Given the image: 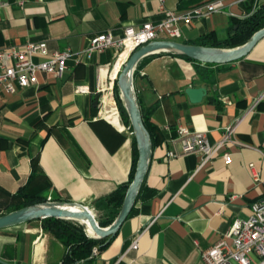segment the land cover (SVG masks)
I'll return each mask as SVG.
<instances>
[{
    "label": "crops",
    "instance_id": "obj_1",
    "mask_svg": "<svg viewBox=\"0 0 264 264\" xmlns=\"http://www.w3.org/2000/svg\"><path fill=\"white\" fill-rule=\"evenodd\" d=\"M187 2L0 0V50L44 40L50 52L81 53L95 35L111 31L121 38L125 29L160 23L165 11L190 8ZM225 4L226 13L180 24L179 42L208 33L223 39L230 19L246 12L234 0ZM115 58L113 50L91 53L69 60L60 79L41 74L36 86L12 94L0 89V216L31 177L46 200L82 205L95 217L102 216L97 201L127 182L132 136L113 127L93 106L102 92L99 71L110 68ZM143 59L133 85L158 142L129 216L107 238L105 249L78 264H203L202 251L224 237L235 220L247 219L250 204L262 193L247 165L253 163L264 179V38L244 58L207 67L209 82L179 57ZM189 87L206 89L200 103L190 102ZM238 118L233 138L244 146L227 148L230 165L221 154L203 167L197 154L166 157L168 151L180 150L173 143L178 127L204 132L213 144ZM138 235L137 249L128 251ZM65 252L40 221L0 230V264H62Z\"/></svg>",
    "mask_w": 264,
    "mask_h": 264
},
{
    "label": "built area",
    "instance_id": "obj_2",
    "mask_svg": "<svg viewBox=\"0 0 264 264\" xmlns=\"http://www.w3.org/2000/svg\"><path fill=\"white\" fill-rule=\"evenodd\" d=\"M158 1L163 2V0ZM234 3L251 7L250 11L244 12L240 19L247 18L261 7L264 8V0H234ZM225 8V0H209L184 11H165V17L160 23L154 25L146 22L138 30L125 29L121 38L115 37L111 31L95 35L81 53H73L70 49L50 52L44 40L10 46L0 50V89L7 94H12L18 89L36 86L41 74L60 79L67 69L69 60H78L81 56L91 53L113 50L117 57L127 49L130 54L152 41H179L182 38L180 24L189 25L194 20L207 18L215 13H226ZM229 15L235 16L232 13ZM261 98L262 96L253 103L250 110ZM103 107L102 96H100L98 107L100 114ZM240 122L241 118H238L226 126L221 139L213 144L209 142L204 132H194L186 127H178L173 143L179 144L180 150L168 151L166 157L171 159L190 153L197 154L200 160L199 167H203L221 154L224 164L230 165L232 154L227 148L244 146L233 138ZM247 168L253 183L262 187V193L250 204V214L247 219L235 220L224 237L202 251L203 264H264V179L260 178V173L253 163L248 164ZM138 239L139 235L132 241L128 251L137 249ZM97 255L98 250L94 247L90 258Z\"/></svg>",
    "mask_w": 264,
    "mask_h": 264
},
{
    "label": "water",
    "instance_id": "obj_3",
    "mask_svg": "<svg viewBox=\"0 0 264 264\" xmlns=\"http://www.w3.org/2000/svg\"><path fill=\"white\" fill-rule=\"evenodd\" d=\"M263 38L264 28L255 32L245 44L233 49L204 47L184 44L179 41L157 40L152 41L130 53L115 82L123 107L128 116L130 128L132 129V135L134 137L137 150V162L132 182L127 188L122 206L113 223L106 228H102L96 221L95 215L87 207L76 203L46 200L43 203L27 206L0 216V230L31 221H41L47 218H55L78 223L83 227L89 238L101 240L113 237L129 216L136 202L138 193L148 170V164L152 153L150 135L144 126L137 95L133 85V76L138 63L143 58L150 55L173 53L183 55L202 64H227L244 58ZM114 63L115 60L110 64V66H114ZM185 93L191 103L197 104L200 103L206 95V89L189 87L185 90ZM100 96L101 94L98 93L94 97L93 106L95 108L99 107ZM63 206H73L77 209H66ZM81 220H86V223H82ZM89 229L92 230L93 235H89Z\"/></svg>",
    "mask_w": 264,
    "mask_h": 264
},
{
    "label": "trees",
    "instance_id": "obj_4",
    "mask_svg": "<svg viewBox=\"0 0 264 264\" xmlns=\"http://www.w3.org/2000/svg\"><path fill=\"white\" fill-rule=\"evenodd\" d=\"M205 1H209V0H188L187 3L191 4L192 7L199 5L200 3H203ZM244 6H245L244 7L245 11L249 12L251 7L249 5H244ZM262 28H264L263 7H261L259 10H257L247 18L244 19L231 18L230 27L228 29L226 36L223 39L218 38L217 35H215L214 33H208L202 35L196 41L182 42V43L204 46V47L220 48V49H233L245 44L255 32H257ZM161 55H171L193 63L197 74L200 76L202 80L207 82H209L212 78V71L209 70L207 67L216 66V64H202L193 61L183 55L173 54V53H159L147 57L161 56ZM113 61L111 60L110 62L112 63ZM114 96L122 124L124 125V127H129L130 123L128 120V116L120 99L116 82L114 84ZM140 112L142 115L144 126L150 135L151 143L153 146L154 144H156V142H158L155 136V128L150 123L147 114L143 112L141 107H140ZM130 131L132 132L131 128ZM132 144H133V160L127 182L121 184L113 193L97 201L102 205V208L100 209L102 212V216L101 217L97 216L95 218L99 226L102 228H106L110 226L117 217L120 208L122 206L127 188L132 182L135 172L136 162H137V150L133 136H132ZM34 164L35 162L33 161V166L35 167ZM31 178L32 179H30L28 183L17 192V194L14 197V205L11 208H9V210L6 213H10L12 211L19 210L21 208L31 206L34 204L43 203L46 201V198L41 195V191L34 189L33 177ZM40 222L42 229L45 232L51 234L54 238H56L64 245L66 252L62 259V264H78L81 261L90 260L92 259L90 257H91L92 249L94 247H96L98 252H100L103 249H105L108 245V243L106 242L108 240L107 238L101 240L89 238L85 233L83 227L76 222L55 219V218H47L41 220Z\"/></svg>",
    "mask_w": 264,
    "mask_h": 264
},
{
    "label": "bare ground",
    "instance_id": "obj_5",
    "mask_svg": "<svg viewBox=\"0 0 264 264\" xmlns=\"http://www.w3.org/2000/svg\"><path fill=\"white\" fill-rule=\"evenodd\" d=\"M129 56V50L121 52L115 59L114 66L110 68L104 67L99 71L100 89L103 92L102 101L104 107L102 108L101 115L105 120H107L113 127L119 131H125L124 125L121 123L117 109L113 103V100L108 93L112 83L117 79L123 65L125 64ZM110 82V84H108ZM66 209L75 210L76 207L73 206H63ZM82 223H86V220H81ZM89 235H93L91 229L88 230Z\"/></svg>",
    "mask_w": 264,
    "mask_h": 264
},
{
    "label": "rangeland",
    "instance_id": "obj_6",
    "mask_svg": "<svg viewBox=\"0 0 264 264\" xmlns=\"http://www.w3.org/2000/svg\"><path fill=\"white\" fill-rule=\"evenodd\" d=\"M108 84H110V82H108ZM114 84L115 83H112V86L110 87V91L108 92L113 100V103L115 105V108L117 109V112H118V115H119V118H120V121H121V117H120V114H119V111H118V108H117V105H116V101H115V96H114ZM99 94H101V96H103V92H99ZM122 123V121H121ZM125 128V133L130 135V136H133L132 135V132L130 131V126L129 127H124ZM57 202V201H56Z\"/></svg>",
    "mask_w": 264,
    "mask_h": 264
}]
</instances>
